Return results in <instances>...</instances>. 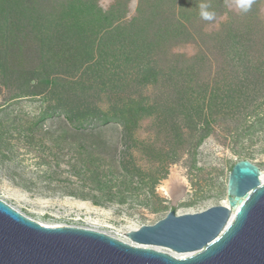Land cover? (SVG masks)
<instances>
[{
  "label": "rangeland",
  "instance_id": "obj_1",
  "mask_svg": "<svg viewBox=\"0 0 264 264\" xmlns=\"http://www.w3.org/2000/svg\"><path fill=\"white\" fill-rule=\"evenodd\" d=\"M64 1L67 0H52V4L47 3L50 14L46 17L53 19L58 16L60 4ZM79 1L93 4L97 16L100 8L104 12L115 9L124 23L135 17L144 21L147 12L157 9L160 21L166 18L170 22L173 16L189 17L193 24H188L190 33L167 42L168 49L164 53L166 56L162 55L163 58L160 59V67H163L164 72H169L174 64L185 68L192 64L193 57L202 52H210L208 47L213 49L214 42L210 38L228 27L243 26L247 21L255 23L250 11L239 13L229 10L226 0ZM142 2L141 13L139 7ZM219 2L224 7L218 8ZM200 3L210 4V10L216 13L215 21L200 18ZM68 4L69 2L65 3V6ZM252 8L259 10L257 17L264 24V0H254ZM100 33L97 37L103 34ZM112 47L117 52L122 48L118 42H113ZM124 50L126 49L122 48V52ZM174 54L183 55L182 60L177 61L180 58H176ZM110 58L113 60L112 56ZM125 58L123 55L117 62L122 63L119 68L121 76L127 70H135V67H130L131 61H122ZM209 59L213 63L203 62L201 69H196V73L188 77L191 84L199 85L210 80L213 84L214 79H217L218 63L213 55ZM86 67L76 71L75 77H56L57 80L53 82L55 88L49 95H26V83L4 79L0 75V197L26 215L47 225L90 227L126 240L129 239L126 236L128 230L156 223L173 206L177 213L182 214L200 212L215 205H229L230 172L240 159H249L258 164L264 176L263 85L253 100L238 101L239 103L230 104L223 111L212 115L211 133L200 142L198 140L202 132L199 129L193 131L191 127H186L189 122L179 120L183 125V139L178 144L179 159L169 165L167 176L156 186L157 193L166 199L167 210L155 211L159 201L155 197H147L142 191L136 196L129 194L124 203H120L118 197L113 201L101 197L100 203L96 204L95 195L101 196V193L94 190L97 181L90 178L85 182L84 166L95 168L101 165L104 173H112V169L120 170L119 160L129 142L125 143L122 123L111 121L95 128L88 125L85 129H79L68 120L64 109L56 106L63 86V89L71 90V98L87 97L89 93L99 92L102 106L108 108L109 102L104 91L112 84L108 72L102 77L99 75L90 79L91 73L88 71L79 79ZM237 72L225 75V71H222L219 76H228L227 83L235 85L243 71ZM54 73L52 78L56 76ZM186 77L185 74L184 78ZM70 79L83 82L73 84ZM168 89L170 87L167 84L164 87L159 84L146 85L142 87L141 94L151 102L161 91L167 92ZM165 115L161 111L143 114L133 131L132 138L138 140L131 141L134 144L133 155L137 164L146 170L153 159H150L151 152L145 146L156 149L167 145V125L170 123H166ZM195 120L200 119L195 117ZM110 177L108 174L104 179ZM119 187L123 188L117 184L114 189Z\"/></svg>",
  "mask_w": 264,
  "mask_h": 264
},
{
  "label": "trees",
  "instance_id": "obj_2",
  "mask_svg": "<svg viewBox=\"0 0 264 264\" xmlns=\"http://www.w3.org/2000/svg\"><path fill=\"white\" fill-rule=\"evenodd\" d=\"M47 3L53 2L0 0V75L4 79L26 83V95L35 96L51 94L55 79L75 77L85 66L79 79L88 71L91 73L90 79L99 75L102 77L108 72L109 80H112V84L104 90L108 108L102 106L99 92L71 98V90L63 89V86L56 104L64 109L68 120L79 129H85L88 125L95 128L111 121L124 126L125 143L128 141L129 144L121 154L120 170L112 169V173H104L101 165L95 168L84 166L85 182L90 178L97 181L94 190L100 192L101 196L95 195L96 204L100 203L101 197L107 201L118 197L119 202L124 203L129 194L136 196L142 191L147 197L152 196L159 201L155 211L167 210L166 199L157 193L156 186L167 176L169 165L179 159L178 144L183 139V125L179 120L189 122L186 127H191L193 131L199 129L202 132L200 142L211 133L212 115L238 101L253 100L264 85V24L257 17L259 10H250L255 23L247 21L243 26H231L210 38L214 41L213 49L208 47L210 52L193 57L192 64L186 69L174 64L169 72H164L160 59L162 55L166 56L167 42L190 33L188 24H193L189 17L173 16L170 22L166 18L160 21L157 9L146 11L148 14L144 21L135 17L124 23L115 9L104 12L100 8L97 16L93 4L67 0L60 4L59 15L49 19L46 17L50 14ZM221 6L224 7L219 2L218 8ZM142 7L143 2L139 7L141 13ZM100 32L103 34L97 37ZM113 42H118L126 50L122 52L120 48L117 52L112 47ZM123 55L126 58L122 61H131L130 67H135V70H127L121 76L119 68L122 63L117 62ZM210 55L218 63L217 79L213 84L211 80L199 85L191 84L188 77L193 76L196 69H201L203 62H212ZM174 56L180 61L183 55ZM222 71H225V75L243 72L238 76V83L232 85L227 83L228 76L220 78L219 72L222 74ZM53 72L56 76L52 78ZM70 80L73 84L83 82ZM156 84L161 87L167 84L170 89L161 91L154 101L149 102L148 97L141 94L142 87ZM155 111L166 114V123H170L167 125L168 140L164 147L155 149L145 146L151 152L150 159H153L146 170L134 158V144L131 141L138 140L132 138V134L143 114ZM195 117L200 120H195ZM108 174L111 177L104 179ZM117 184L123 188L114 189ZM172 209L175 210V206Z\"/></svg>",
  "mask_w": 264,
  "mask_h": 264
},
{
  "label": "water",
  "instance_id": "obj_3",
  "mask_svg": "<svg viewBox=\"0 0 264 264\" xmlns=\"http://www.w3.org/2000/svg\"><path fill=\"white\" fill-rule=\"evenodd\" d=\"M262 174L258 164L238 160L229 205L172 209L128 230L130 241L90 227L46 225L0 197V264H264Z\"/></svg>",
  "mask_w": 264,
  "mask_h": 264
},
{
  "label": "clouds",
  "instance_id": "obj_4",
  "mask_svg": "<svg viewBox=\"0 0 264 264\" xmlns=\"http://www.w3.org/2000/svg\"><path fill=\"white\" fill-rule=\"evenodd\" d=\"M254 0H226V7L229 10H235L239 13H247L251 10ZM210 4L200 3L199 4V16L205 21H215L216 13L210 10Z\"/></svg>",
  "mask_w": 264,
  "mask_h": 264
},
{
  "label": "bare ground",
  "instance_id": "obj_5",
  "mask_svg": "<svg viewBox=\"0 0 264 264\" xmlns=\"http://www.w3.org/2000/svg\"><path fill=\"white\" fill-rule=\"evenodd\" d=\"M261 178H262V180L264 181V176L262 175L261 176ZM47 225V224H46ZM127 241H130L129 239H126ZM164 249H166V248H164ZM167 250H169V249H167ZM171 251V250H170ZM172 252V251H171ZM175 255H177V256H185L186 254L185 253H176V252H173Z\"/></svg>",
  "mask_w": 264,
  "mask_h": 264
}]
</instances>
